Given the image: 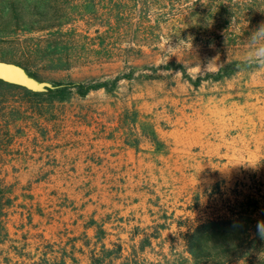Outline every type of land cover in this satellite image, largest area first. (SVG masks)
Returning <instances> with one entry per match:
<instances>
[{
	"label": "rangeland",
	"instance_id": "obj_1",
	"mask_svg": "<svg viewBox=\"0 0 264 264\" xmlns=\"http://www.w3.org/2000/svg\"><path fill=\"white\" fill-rule=\"evenodd\" d=\"M121 1L125 13L106 18ZM184 1L0 0V60L25 64L47 85L33 95L0 83V223L9 233L0 264H48L56 243L47 241L60 230L70 242L82 192L109 213L123 210L111 220L160 230L168 251L178 225L222 214L241 192L255 193L264 212V67L248 62L250 38ZM142 5L153 14L144 40L135 26ZM236 61L245 66L233 76L211 79ZM131 68L111 93L52 97L58 85L110 81ZM129 191L138 193L133 210L111 205L110 195ZM141 207L153 212L141 218Z\"/></svg>",
	"mask_w": 264,
	"mask_h": 264
},
{
	"label": "trees",
	"instance_id": "obj_2",
	"mask_svg": "<svg viewBox=\"0 0 264 264\" xmlns=\"http://www.w3.org/2000/svg\"><path fill=\"white\" fill-rule=\"evenodd\" d=\"M120 3L121 5L116 6L117 8L113 6L107 8L106 18L110 20L114 11L119 16L125 13L126 3L122 1ZM184 3L202 9L203 19L213 21L221 29L226 28V31H229L238 39L250 38L263 24L264 0H187ZM194 8L189 9L193 10ZM139 13L135 26L139 36L144 37V40L151 29L150 23L153 14L150 13L147 5L140 6ZM235 24L240 26L241 30L239 32L230 30ZM245 25L246 27H243ZM141 42L138 40L133 43L144 46L148 44ZM13 63L21 66L29 76L37 79L35 75L27 70L25 64ZM243 66L245 65L242 62H230L219 68L213 75H210L211 79L216 82L227 79ZM169 70H181L185 74L180 65H171ZM129 71V74L122 77L118 76L110 81L92 79L84 82L71 81L64 85H58L52 97L61 100L62 96L70 91L80 98L100 90L111 93L120 80H131L133 78L132 68ZM188 80L190 83L193 82L190 79ZM198 82L192 84L197 86L200 83ZM0 83L31 92L23 87L7 84L3 81H0ZM32 93L38 95L42 92ZM151 136L153 142L157 143L158 139L153 130ZM215 187L217 188L218 185ZM254 194L239 193L234 200L227 202V207L222 214L214 218H208L198 225L193 227L183 224L178 225V238L169 240V251L165 249L160 230L154 233V231H148V227L142 228L139 225H132L133 227L127 231L125 227L130 226L132 220L117 216L113 217L112 220L111 217L110 219L107 218L97 227L94 236L95 241L88 255L89 264H176V260H181L184 264L189 262L191 264H237L262 258L264 255L259 250V246H264V239L257 233V224L264 221V212L260 209L261 202ZM257 195L259 196V194ZM110 223L116 226L119 234L116 235V239L106 242L110 234L103 226ZM182 229L185 231H182ZM0 236V243H4L8 234L1 223ZM67 244V241H63L62 236L56 251L52 250L54 257L50 259L48 264H66L68 259L76 261L72 257L73 251H66ZM146 253L150 254L151 261L143 259L142 256Z\"/></svg>",
	"mask_w": 264,
	"mask_h": 264
},
{
	"label": "crops",
	"instance_id": "obj_3",
	"mask_svg": "<svg viewBox=\"0 0 264 264\" xmlns=\"http://www.w3.org/2000/svg\"><path fill=\"white\" fill-rule=\"evenodd\" d=\"M134 192V193H132ZM80 196L76 197V200L72 202V214L74 216V219L71 222V229L72 231V237L70 239V242L67 244L66 251L70 252L73 251L74 254H72V257L75 258L74 260H66V264H89V251L92 248L93 242L95 241L94 236L97 230V227L100 223L103 222V220L111 217V213L114 212L116 215H120V213L123 210H115L111 211V213L106 211V207L101 206L100 204H94L92 200L89 199V195L87 192L85 193H79ZM116 194V193H115ZM110 195L109 200L111 201V205L116 203L117 205L121 206L125 209H131L133 210L135 206L139 203L138 199H135L134 196L138 194L135 191H129V193H123L120 194L118 197L116 195ZM93 206V207H92ZM140 206H143L140 204ZM149 206V205H148ZM134 207V208H133ZM92 208L91 211H89ZM141 210H139L137 213L142 218L143 216L146 217L147 214L152 213L153 211L150 210L151 208H144L141 207ZM132 212L133 217H135V214ZM147 213V214H146ZM110 221V220H109ZM134 225L139 226H146V224L143 225V222L138 221V219L135 218ZM139 222V223H138ZM68 226V225H65ZM133 226H127L125 229L129 231ZM103 228L110 234L108 236V239L106 242L116 239V235L119 234L117 231L116 226L114 224H104ZM144 228V227H142ZM9 234V233H8ZM121 237H123L121 235ZM41 240L44 241L46 238L45 236H40ZM60 230H57L50 239H48L47 242L56 243L54 244L55 248H57V245L60 242ZM47 240V239H46ZM29 240H26L28 242ZM32 243H28L26 245H30ZM37 246V245H35ZM61 246H63L61 244ZM63 248V247H61ZM40 249V247H39ZM40 251V250H39ZM71 255V254H70Z\"/></svg>",
	"mask_w": 264,
	"mask_h": 264
},
{
	"label": "water",
	"instance_id": "obj_4",
	"mask_svg": "<svg viewBox=\"0 0 264 264\" xmlns=\"http://www.w3.org/2000/svg\"><path fill=\"white\" fill-rule=\"evenodd\" d=\"M0 81L23 87L32 92H43L47 86L38 82L19 65L0 61Z\"/></svg>",
	"mask_w": 264,
	"mask_h": 264
},
{
	"label": "clouds",
	"instance_id": "obj_5",
	"mask_svg": "<svg viewBox=\"0 0 264 264\" xmlns=\"http://www.w3.org/2000/svg\"><path fill=\"white\" fill-rule=\"evenodd\" d=\"M252 42V49L248 53V62L254 63L260 67H264V25L255 31L250 37ZM264 221L258 222L257 224V233L264 239Z\"/></svg>",
	"mask_w": 264,
	"mask_h": 264
}]
</instances>
